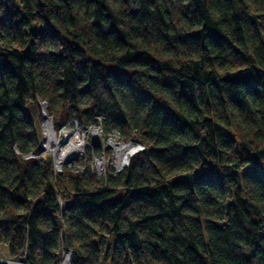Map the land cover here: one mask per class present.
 Instances as JSON below:
<instances>
[{"label":"trees","instance_id":"obj_1","mask_svg":"<svg viewBox=\"0 0 264 264\" xmlns=\"http://www.w3.org/2000/svg\"><path fill=\"white\" fill-rule=\"evenodd\" d=\"M37 99L54 127L143 149L56 173ZM0 244L25 264H264V0H0Z\"/></svg>","mask_w":264,"mask_h":264},{"label":"rangeland","instance_id":"obj_2","mask_svg":"<svg viewBox=\"0 0 264 264\" xmlns=\"http://www.w3.org/2000/svg\"><path fill=\"white\" fill-rule=\"evenodd\" d=\"M36 101L40 102L41 106L43 104L46 105V107L44 106L42 108V110H43L44 113L48 114V116L52 117L50 115V113H48V111H47L46 102L44 100H40V99H37ZM67 121H68L67 124L69 125L70 120H67ZM41 124L42 123H40V126H39L40 135H41V132H42ZM52 125H53V120H52ZM72 125H69L70 128H72L73 131L74 130L78 131L81 140L87 146L83 148L84 156L81 157L79 155V156L73 157L74 158L73 160L68 161L66 163H61V167L62 166L63 167H67V168L71 167L70 169H74V168H78V166H79V168L82 169L83 166L84 167L85 166H88V167L91 166L94 169L95 172H97V173L100 172V174L103 175V176H105L106 174H112L113 175L116 172H119V171L123 170L124 167L118 170L115 167V165L110 166V164L108 165L106 163V161H107L106 159H108L110 157V153H111V149L110 148H112V146L114 144L119 142V139L117 138V134H115V135L106 134V133L102 132L99 129V131H100V132L98 131V140H99V142L94 143V142H92L91 135L95 131V128L87 126V125L82 127L80 124L73 125V126ZM129 141H132V143L134 144L132 146V148H134L133 151L127 153V155H129V159H130V157L135 153V150H137V149L140 150V148L143 149V145L139 141H134L132 139H129ZM43 144L45 146V142H43ZM138 144H141V147H139ZM41 145H42V141H41ZM107 145H110V146L107 147ZM65 149H66L65 145H61L60 148H59V151L65 150ZM42 150L43 151L39 152V153H48L51 156V159H52L53 155H52L51 151H47L46 152L45 148H43ZM32 155H34V154H32ZM36 155L39 156L40 154H36ZM83 157H87V159L84 160ZM92 158H93V162H92ZM102 159H103L104 162L102 161ZM100 163H101V165H100ZM128 163H129V161H128ZM128 163L126 164V166L128 165ZM102 185H104V183ZM61 201H62V199H60V203H61ZM105 240H106L105 241L106 245H108L109 249H111L112 246H113V242H114L113 238L111 236H106ZM0 252H1V254H4V258H5L4 260L6 262H9V263H12V264H25V263H21V262L15 261L13 259H9L8 255L6 254V251L4 249V246L1 245V244H0ZM63 254H64V256L66 254H69L70 258H69V261H68L67 264H70V262H71V254L67 250ZM101 264H109V262L101 261Z\"/></svg>","mask_w":264,"mask_h":264},{"label":"built area","instance_id":"obj_3","mask_svg":"<svg viewBox=\"0 0 264 264\" xmlns=\"http://www.w3.org/2000/svg\"><path fill=\"white\" fill-rule=\"evenodd\" d=\"M46 107V106H45ZM46 122H48L49 124V128H50V134H51V139L47 141V138H46V135L45 133L47 132V127H46ZM41 137H42V148H45V151H51L52 152V162H53V167H54V170L56 173L60 172L62 167H61V163H66L68 161H71L73 160L74 158L73 157H76V156H84L83 154V148L86 147L87 145L81 140L80 138V135L78 133L77 130H72V128H70L69 125H78L80 124L76 119H73V120H70L69 122V125L66 123L64 125H61L59 127H54V124L52 125V117L48 116V114L45 113V118L42 120L41 122ZM72 125V126H73ZM82 127L83 126H86V125H83V124H80ZM87 126H90V127H93L95 128V131L92 133L91 137H92V142L96 143V142H99L98 140V131L99 129L103 131V128L101 127V124H96V125H87ZM100 132V131H99ZM105 133V132H104ZM106 134H117V138L119 139V142L114 144L112 146L111 149V153H110V157L108 159H106V163L110 166L112 165H115V167L119 170L123 167L126 166V164L128 163L129 161V155H125L124 156V159L121 163H119V165H117V163L120 161L121 159V156H122V150H123V147L124 146H128V145H134L132 143V141H129L128 140H122L120 138V135L117 131H111V132H107ZM65 137V138H64ZM72 137H75L77 141L80 142V144L82 145V149L80 151H77V153L75 154H68L69 151H67V153H64V151L67 149V145L68 143L70 142L71 138ZM64 138V141H62V139ZM43 142H45V146L43 144ZM61 145H65L66 149L65 150H61L59 151V148ZM139 147H141V144H138ZM110 145H107V147H109ZM49 149V150H48ZM141 150V148H140ZM139 150H135V153L138 152ZM64 153V155H63ZM83 154V155H82ZM32 156H35V157H38V155H32ZM57 156V157H56ZM84 160L87 159V157H83ZM103 161V159H102ZM92 162H93V158H92ZM104 162V161H103ZM101 165V163H100ZM99 165V166H100ZM71 167H68L69 170H74L76 171L77 168H74V169H70ZM84 166L82 167V169L79 168L78 166V169L80 170H84ZM90 169L96 173V175L100 176V172L97 173L94 171V169L90 166ZM3 261H5L3 259Z\"/></svg>","mask_w":264,"mask_h":264},{"label":"bare ground","instance_id":"obj_4","mask_svg":"<svg viewBox=\"0 0 264 264\" xmlns=\"http://www.w3.org/2000/svg\"><path fill=\"white\" fill-rule=\"evenodd\" d=\"M44 106L42 105V108ZM46 127H47V132L45 133L46 135V138H47V141L48 142L50 139H51V132H50V128H49V124L48 122H46ZM82 149V145L80 144L79 141L76 140L75 137H72L70 142L68 143L67 145V149L64 151V153H67V151H69L68 154H75L77 153V151H80ZM134 148H132V145H128V146H124L123 147V150H122V156H121V159L120 161L117 163V165H119V163H121L124 159V156L128 153V152H132ZM63 153V155H64ZM69 254H66L63 258V262L62 264H67L68 261H69Z\"/></svg>","mask_w":264,"mask_h":264},{"label":"water","instance_id":"obj_5","mask_svg":"<svg viewBox=\"0 0 264 264\" xmlns=\"http://www.w3.org/2000/svg\"><path fill=\"white\" fill-rule=\"evenodd\" d=\"M43 106H46V105L43 104ZM30 112H31L32 119H33L34 124H35V128H36V130H38L39 129V126H40V123L45 118V113L42 110V106H41L40 102H38V101L34 102L30 106ZM64 138L62 139V141H64ZM41 141H42V137L40 135L38 137V140H37L38 146H39V152H42L43 151L42 150L43 148H42V145H41ZM120 196H121V193L119 192V193H116L113 196H111L109 199L110 200H116V199H119Z\"/></svg>","mask_w":264,"mask_h":264}]
</instances>
